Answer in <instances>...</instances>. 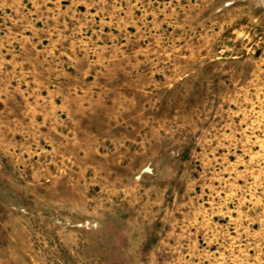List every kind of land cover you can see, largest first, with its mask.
<instances>
[{"label":"rangeland","instance_id":"1","mask_svg":"<svg viewBox=\"0 0 264 264\" xmlns=\"http://www.w3.org/2000/svg\"><path fill=\"white\" fill-rule=\"evenodd\" d=\"M0 264H264V0H0Z\"/></svg>","mask_w":264,"mask_h":264}]
</instances>
